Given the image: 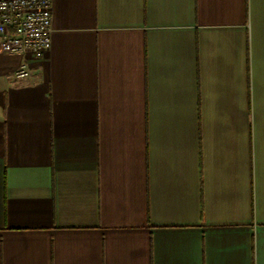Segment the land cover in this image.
<instances>
[{
	"label": "crops",
	"instance_id": "0c3cea01",
	"mask_svg": "<svg viewBox=\"0 0 264 264\" xmlns=\"http://www.w3.org/2000/svg\"><path fill=\"white\" fill-rule=\"evenodd\" d=\"M51 15L0 53V264H264V0Z\"/></svg>",
	"mask_w": 264,
	"mask_h": 264
},
{
	"label": "built area",
	"instance_id": "2783aa9c",
	"mask_svg": "<svg viewBox=\"0 0 264 264\" xmlns=\"http://www.w3.org/2000/svg\"><path fill=\"white\" fill-rule=\"evenodd\" d=\"M52 0H0V53L28 52L42 59L51 45ZM26 63L18 66L13 78L28 77Z\"/></svg>",
	"mask_w": 264,
	"mask_h": 264
}]
</instances>
